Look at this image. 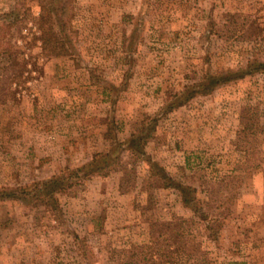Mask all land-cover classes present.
Wrapping results in <instances>:
<instances>
[{
  "label": "rangeland",
  "instance_id": "rangeland-1",
  "mask_svg": "<svg viewBox=\"0 0 264 264\" xmlns=\"http://www.w3.org/2000/svg\"><path fill=\"white\" fill-rule=\"evenodd\" d=\"M44 2L0 0V15H29L6 31L0 193L75 185L56 212L0 200V264H130L136 245L148 264H264V75L187 92L264 62V0H73L72 56L42 49ZM102 154L107 168L69 177Z\"/></svg>",
  "mask_w": 264,
  "mask_h": 264
},
{
  "label": "trees",
  "instance_id": "trees-1",
  "mask_svg": "<svg viewBox=\"0 0 264 264\" xmlns=\"http://www.w3.org/2000/svg\"><path fill=\"white\" fill-rule=\"evenodd\" d=\"M47 2L41 3V12L39 17L36 18L37 24H39L40 29V36L39 39L41 40L42 49L45 51L52 52L55 56H66V55H73L72 51L75 48V37H72V32H74L71 19L70 22L67 21L68 12L71 8L73 0H69L66 3H62L59 8L55 6V0H46ZM28 11V9H26ZM15 13H5L0 15V20H4L0 27V71H6L12 64L13 57L12 52L10 50L13 47L17 48L16 44H11V42L6 41L7 36L6 34L11 31L13 27L17 25V28H22L27 21L26 19L29 18L28 12L26 15L22 16L21 12L17 10V16H14ZM14 16L15 18L9 24H6V19L8 17ZM74 17V16H73ZM8 31V32H6ZM8 46V47H7ZM18 50V49H17ZM16 59H14L15 61ZM19 60L17 56V61ZM255 73H259L264 75V62H261L258 59H249L246 65V69L240 71L239 73L228 72L226 74H219V73H211L206 75L203 80L200 82H196L194 85L188 87V91L190 92L191 96L196 95H206L221 84H224L228 81L237 78H243L248 75H253ZM179 97H186L185 92L182 93ZM142 139L139 138L138 142L136 138L131 139L129 142V148L133 150L134 154L143 153L141 150L142 146ZM102 157L101 159H98ZM110 154H102V156L98 155L95 157L93 162L89 166H85L83 168H78L69 174V177H76L78 179H85L89 176L90 171L98 172L107 168L106 166L109 165L107 159H110ZM105 159V160H104ZM102 160H104L102 162ZM102 165V163H104ZM89 169V170H88ZM67 177L62 178V176H57L55 178L46 180V181H39L29 189L26 187L17 188V190H3L0 193V200H12L17 201L19 203L23 202H45L51 208L53 212L58 210L57 204V197L58 193H68L70 189L73 188V183L68 184ZM180 193L183 196V201L186 204H192L194 199L192 198V194L195 193V190L191 187L179 184L178 186ZM79 240V237H76ZM84 250V249H83ZM148 250L146 247L141 245H136L132 247L131 250H125V257L131 259L129 261L130 264H148V256L146 255L145 251ZM155 260H159L157 257L154 258ZM154 260V261H155ZM153 264V263H152Z\"/></svg>",
  "mask_w": 264,
  "mask_h": 264
}]
</instances>
